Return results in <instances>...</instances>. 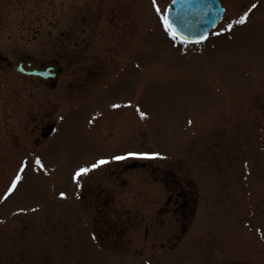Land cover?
I'll return each mask as SVG.
<instances>
[{
    "label": "rangeland",
    "instance_id": "1",
    "mask_svg": "<svg viewBox=\"0 0 264 264\" xmlns=\"http://www.w3.org/2000/svg\"><path fill=\"white\" fill-rule=\"evenodd\" d=\"M170 2L157 0L162 10ZM226 8L209 39L187 53L168 34L152 0H0V48L19 44L40 55L68 53L72 60L66 74L72 79L68 84L62 78L59 90L88 98L83 108L69 107L58 132L37 150L0 161V196L16 173L21 175L16 189L0 199V235H5L2 229L18 232V224L2 225L4 216L12 217V224L22 218L47 234L49 210L56 209L57 231L63 226L71 249L65 256L57 250L55 264H110L113 249L99 247H107L100 233L106 224L98 220L97 206L90 205L91 197L99 196L98 175L113 164L111 157L126 155L140 164L150 156L127 154L156 152L183 172L192 167L202 187L215 188L216 222L201 228L210 230L217 250L223 249L227 211L238 220L245 209L243 177L248 183L257 178L255 156L261 148L255 141L264 122V0H231ZM75 42L77 51L71 47ZM37 157L43 167L35 163ZM102 157L109 159L73 179L76 169ZM130 172L134 187L148 186L143 167ZM86 175L81 185L87 188L85 204L76 200L78 194L72 196L73 217L85 222L71 221L64 216L70 209L66 195L77 191ZM145 202L136 193L126 203L134 211ZM248 211L251 223L257 210ZM237 225L241 229L230 234L232 240L251 234Z\"/></svg>",
    "mask_w": 264,
    "mask_h": 264
},
{
    "label": "flooded vegetation",
    "instance_id": "2",
    "mask_svg": "<svg viewBox=\"0 0 264 264\" xmlns=\"http://www.w3.org/2000/svg\"><path fill=\"white\" fill-rule=\"evenodd\" d=\"M221 1L225 8L231 3V0ZM78 46L77 42L71 44L73 51H77ZM71 60L68 53L40 55L19 44L0 48V161L20 159L25 156L26 149L37 150L58 132L73 103L80 108L87 104L85 95L73 97L71 92L59 90L62 78H66L68 84L71 82L72 75L66 74V64ZM257 136L255 142L261 148L255 156L258 158L257 178H249L251 183H248L243 177L245 209L241 215L239 213L238 220L227 211V234L221 250H217L213 237L209 235L210 230L201 228L216 222L212 211L217 198L215 188L201 186L198 171L187 166L189 171L183 172L168 160L167 155L140 164L131 160L112 162L111 167L98 175L99 196L96 201L91 197L94 203L90 204L97 206L98 220L106 224L100 233L107 247L104 249L101 244L99 247L104 252L113 249L110 252L114 259L109 260L110 264H137L142 260L145 264H264V122L259 125ZM248 139L242 140V145H247ZM249 163L247 159L244 167L250 168ZM136 166L145 170L143 179L148 186L134 187L130 171ZM86 177L81 180L77 191L66 195L70 198V209L64 212V216L71 221L85 222L81 217H73L72 196L78 194L76 200L80 203L87 199V188L81 186ZM255 181L258 186L251 189ZM136 193L144 195L146 202L143 208L132 211L126 202L134 199ZM95 194L93 190L92 195ZM252 208L257 214L250 223L253 212L248 210ZM108 210L114 214L108 216ZM48 216L47 234L41 227L36 229L34 224L32 226L22 218L12 224L13 218L4 216L2 225L18 224V232L13 235L7 234L8 229L1 230L5 235H0V256L3 259L0 263L33 264L31 261H35L36 264H55L57 250H61L64 256L70 254L71 242L65 229L62 226L57 231V221L61 219L57 210L50 209ZM237 224H242L251 234L239 241L232 240L230 234L241 229Z\"/></svg>",
    "mask_w": 264,
    "mask_h": 264
},
{
    "label": "water",
    "instance_id": "3",
    "mask_svg": "<svg viewBox=\"0 0 264 264\" xmlns=\"http://www.w3.org/2000/svg\"><path fill=\"white\" fill-rule=\"evenodd\" d=\"M222 7L218 0H175L168 15L179 36L198 41L220 21Z\"/></svg>",
    "mask_w": 264,
    "mask_h": 264
},
{
    "label": "snow or ice",
    "instance_id": "4",
    "mask_svg": "<svg viewBox=\"0 0 264 264\" xmlns=\"http://www.w3.org/2000/svg\"><path fill=\"white\" fill-rule=\"evenodd\" d=\"M172 2L175 3V0H172ZM152 3H153V6H154L156 12L161 14L160 19L163 22L165 29L168 31V34L171 36H174V37L179 36L178 31L175 29V26L170 21V18L168 15L169 9L165 8L162 10L161 7L159 6V4L157 3V0H152ZM170 7H171V5H169V8ZM253 7H255V5H253ZM247 15H248V13H244V16L241 19L243 20L244 18L247 17ZM228 27L231 28L232 26L228 25ZM204 38H205L204 36L199 37V39H204ZM140 115L143 117L145 115V113L140 112ZM127 155H139V156H150V157L162 156L161 153H156V152H152V153H128ZM121 158H123V157H121V156L111 157V159H121ZM108 159L109 158L102 157L93 164L81 166L80 168L76 169V171L74 172L73 179H77L82 174H86L88 171H90V169L96 168L100 164L106 163ZM35 163L37 165H39L40 167H43V164L41 163V160L39 157H37L35 159ZM23 168H24V165H21V170H23ZM20 179H21L20 172H17L15 177L11 180L10 185L7 187V190L3 193L2 196H0V199L7 198L16 189L17 183ZM77 186H79V183L77 184ZM60 195L64 196L65 193L61 192ZM18 211H19V209H18Z\"/></svg>",
    "mask_w": 264,
    "mask_h": 264
}]
</instances>
